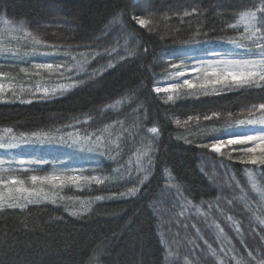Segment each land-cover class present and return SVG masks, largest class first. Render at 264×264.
Here are the masks:
<instances>
[{
	"label": "trees",
	"instance_id": "trees-1",
	"mask_svg": "<svg viewBox=\"0 0 264 264\" xmlns=\"http://www.w3.org/2000/svg\"><path fill=\"white\" fill-rule=\"evenodd\" d=\"M261 4L262 0H0V16L23 23L52 50L82 53L88 70L64 94L0 103V130L97 136L117 128L121 134L116 148H106V158H100V172L114 181L67 190L66 196L74 198L101 197L85 212L73 214L50 203L0 208V264H165L168 258L173 264L166 236L171 241L170 234L176 235L181 242L192 240L194 234L170 215L166 235L159 233L154 209L167 175L190 210L208 211L221 225L230 241L227 251L235 256L224 258V264H264V220L240 201L242 193L253 200L245 171L254 165L236 160L242 151L228 158L197 146L212 139L211 134L193 142L183 140L187 129L204 126L223 132V127L263 114L258 105L264 103V90L239 87L175 101L152 91L168 57L189 47L201 49L238 38L241 15L257 11ZM134 15L147 23L138 25ZM152 127L157 133L149 131ZM221 166L231 172L241 191L232 182L238 192L219 185L212 172ZM256 166L264 189V166ZM146 169L148 179L141 183ZM133 188L138 189L136 194L126 195ZM210 219L196 223L201 236L212 243ZM194 240L193 255L186 240L182 263L218 264L216 253L202 246L201 237Z\"/></svg>",
	"mask_w": 264,
	"mask_h": 264
},
{
	"label": "rangeland",
	"instance_id": "rangeland-1",
	"mask_svg": "<svg viewBox=\"0 0 264 264\" xmlns=\"http://www.w3.org/2000/svg\"><path fill=\"white\" fill-rule=\"evenodd\" d=\"M258 9L260 10L255 11L256 28H249V32L256 31L260 27L262 22L261 17L264 16V0H262V4ZM238 27L241 30V34L238 38L249 34L245 32L246 25L241 23L240 19L238 20ZM256 34L264 35V32L256 31ZM239 42L245 45L251 43L250 40L244 39H240ZM50 48L54 47L47 46L40 42L37 43V40L29 33L23 23L15 22L4 16H0V85H3V89L0 90V103H28L26 101H31L33 98H45L64 94L77 84V80L80 76L88 74V70L84 67L85 61L82 59V53L71 49L60 51ZM66 51H72L73 53ZM252 51H257L255 46H253ZM214 53H220L221 55L215 56ZM227 55H230L232 58H256L250 57L248 51L245 49L235 48L229 41L218 45L209 44L201 49L189 47L187 50L167 58V62L169 63L165 72L161 75L162 79L153 86V89L155 87L167 88L170 84L177 81L182 82L184 79H192L195 82L197 76H200L202 80V73L191 72L188 71V69L196 67L201 60L226 58ZM45 61L67 65L71 71L61 76L57 74L55 68L46 70L37 69L35 67L36 63ZM181 61H184V64H182ZM173 65H177L178 67H173ZM181 70L185 71L184 76L174 75L175 72ZM45 89L48 90L47 95H45ZM53 89H57L55 94L52 92ZM197 91L201 92L200 95H204L202 94V90L197 89L169 90L168 92L160 93L153 91V93L162 95L166 100L167 97L171 95L174 99L167 101H175L189 97L196 98L197 96L195 95H186L184 93ZM208 91L211 94V89ZM261 116H264V113L248 119ZM109 129L110 130L100 131L97 136L93 134L80 136L73 132L22 135L9 131L10 129L0 130V138H3V142L7 143L12 141L17 145L13 148L0 149V161H4V163L0 164V208H21L30 204L50 203L56 206H63L64 209H69V212L73 214L85 212L88 209V204L96 202L98 199L92 198L88 200V198H74L70 195L66 196V193L67 190L80 191L82 189H88L89 186L91 187L92 185L98 187L114 181L107 173L100 172L102 161L100 158H106L103 151L106 150V148H110V151L111 149H115L121 135L117 128ZM216 129L215 127L207 128L204 126L194 130L187 129V132L183 134V140L186 142H193L199 138L200 135H203L204 138L210 134L212 135V139L214 137H228L243 133L258 134L264 129V125H240L237 121L231 128L223 127V132L214 133L217 131ZM212 139H208L204 143L210 144ZM249 146H253L251 142L248 144L227 145L222 148L220 153L206 149L215 155L223 154L229 158L230 156H235L237 152H244L243 149ZM242 155L245 156L247 154L244 152ZM243 156L239 157L241 158ZM112 157L113 155L111 154L108 159H112ZM35 158L46 159L48 163L44 165H21L16 162L19 159L27 160ZM235 158L236 157H234V159ZM236 160H239V158ZM110 161L112 162V160ZM256 165L252 167V171H245L248 188L254 196L253 200L250 199L247 193H242L240 195V201L245 205L250 214L262 221L264 220V189L258 182L257 178L260 175V171ZM47 166H49V168L47 171L45 170L44 173L37 172ZM134 166L135 169H139V164ZM72 169H75V171H72ZM20 172H27L28 174L23 175L20 174ZM17 173H19V175H17ZM53 173L63 176L88 177L89 179H81L78 182L68 180L54 181L44 184H41L39 181L34 184L31 181L32 175L45 176ZM112 174L116 173L113 171ZM212 174L214 177H219L221 181L219 185L237 191L230 185V182L236 185V181L228 169L221 166L218 171L212 172ZM11 179L20 181V183H8ZM236 186L237 189L241 191L240 186ZM34 190L40 192L39 197L30 195ZM176 190L177 187L172 184L171 177L167 175L164 192H162L159 197L154 209V214L158 220L157 227L159 233L164 232L166 235L165 230L168 226V221L166 219H169V215L173 218L175 216V223L181 222L184 229H192L191 231L195 236L199 235L201 237L202 246L208 252L216 253L218 264H224L223 259L227 256L234 258L235 256L227 251L229 250L227 245L230 241L226 238L221 225L216 220L210 219V212L199 208L190 210V204L177 193ZM45 195H47V199L44 198ZM29 200H36L38 202L29 203ZM168 208L170 211L172 209V212H169ZM206 219H210L209 229L214 232L212 243H209L205 239V236H201L203 233L200 232L196 223L199 220L205 222ZM209 229L203 227V231L207 234H210ZM194 235H191L193 241L191 239H185L181 242L176 235L170 234L169 237L171 241L168 240V235L166 236L167 252L171 257L174 256L173 264H181L183 262V255L186 253L183 246L186 240L187 244L190 242V244H188V249L191 255H193L194 246L197 247ZM167 240L171 243V248H169V242ZM201 251L202 250H199L200 253ZM198 259L199 258L196 257L193 258V260ZM202 259H200L201 263L203 262ZM170 261V258H168L165 264H170Z\"/></svg>",
	"mask_w": 264,
	"mask_h": 264
},
{
	"label": "snow or ice",
	"instance_id": "snow-or-ice-1",
	"mask_svg": "<svg viewBox=\"0 0 264 264\" xmlns=\"http://www.w3.org/2000/svg\"><path fill=\"white\" fill-rule=\"evenodd\" d=\"M260 10V9H258ZM187 14V13H185ZM136 20V23L140 26H144L147 21L139 16L134 15L133 17ZM256 12L248 11L241 15L240 22L246 25L245 32L249 33L248 35L242 36L240 38H235L229 41L231 45H233L237 49H245L248 51L250 57L256 58H232L230 55H227L226 58H219V59H209V60H201L199 64L188 71L191 72H198L203 74V79L201 80L200 76L196 77V81L194 82L192 79H184L182 82H175L169 85L167 88L163 87H155L153 91L156 93L160 92H168L171 91H178L180 89H197L202 90V94L208 95L209 89H211V94H219L222 91L239 88V87H256L264 90V35H257L256 31L264 32V16L261 17V24L260 27L256 31L249 32V28H256ZM240 39L250 40L251 43L248 45L241 44L239 42ZM39 43V41H37ZM253 46L257 49V51H252ZM47 55V54H45ZM215 56H220V53H214ZM184 64V61H181ZM111 66V65H110ZM37 69H46L52 70L56 69L57 74L63 76L67 72H70L71 69L67 67V65L61 63H54V62H38L35 64ZM173 67H178L177 65H173ZM186 68V65H185ZM39 74V73H37ZM175 76H184L185 71H177L174 73ZM219 86V87H218ZM3 89V85H0V90ZM45 95H47L48 90L45 89ZM57 89H53L52 92L55 94ZM186 95H195L198 96L201 92H187L184 93ZM174 99L173 96L169 95L167 100ZM31 102V101H26ZM256 108V105H253ZM258 108L264 111V103L258 105ZM213 115H218L213 113ZM191 119V118H190ZM204 119H211V116L205 115ZM179 123V121H177ZM238 123L240 125H264V116L254 118V119H244L239 120ZM231 125H228V128H231ZM11 131V130H9ZM152 133H157V128L152 127L149 129ZM251 142L253 146H249L243 149V151L247 154L241 158H239V162L243 164H252L256 165L259 164L264 166V129H262L258 134H235L232 136H220L214 137L212 142L203 143L197 145L198 147L210 149L212 152L220 153L222 148L227 145H235V144H248ZM16 143L9 141L7 143L3 142V138H0V149H7L16 147ZM258 153V154H257ZM143 155L147 156L148 152H143ZM149 161L151 158L149 157ZM17 163L24 165V164H36V165H44L47 164L48 161L46 159L35 158V159H19L16 161ZM4 163V161H0V164ZM75 171V169H72ZM148 171L145 170V174L141 180V183L148 179ZM89 179L88 177H80V176H63L56 173L39 176V175H32L31 181L35 184L39 181L41 184L44 183H52L54 181H72L78 182L79 180ZM8 183L16 184L20 183L15 179H11ZM19 191V189H18ZM138 189L133 188L131 189L126 195H135ZM32 196L39 197V191H33L30 193ZM125 195V194H122ZM47 199V195L44 196ZM97 199H101V197H97ZM29 203L38 202L36 200H29ZM264 223V221H262Z\"/></svg>",
	"mask_w": 264,
	"mask_h": 264
}]
</instances>
